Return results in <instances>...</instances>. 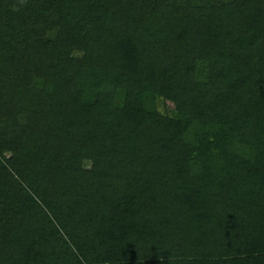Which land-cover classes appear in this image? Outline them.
Returning <instances> with one entry per match:
<instances>
[{"label": "trees", "instance_id": "16d2710c", "mask_svg": "<svg viewBox=\"0 0 264 264\" xmlns=\"http://www.w3.org/2000/svg\"><path fill=\"white\" fill-rule=\"evenodd\" d=\"M0 264H264V0H0Z\"/></svg>", "mask_w": 264, "mask_h": 264}, {"label": "rangeland", "instance_id": "374dc122", "mask_svg": "<svg viewBox=\"0 0 264 264\" xmlns=\"http://www.w3.org/2000/svg\"><path fill=\"white\" fill-rule=\"evenodd\" d=\"M96 167V165H94Z\"/></svg>", "mask_w": 264, "mask_h": 264}]
</instances>
